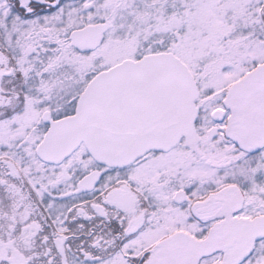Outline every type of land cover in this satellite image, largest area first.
I'll return each mask as SVG.
<instances>
[{"label": "snow or ice", "instance_id": "snow-or-ice-1", "mask_svg": "<svg viewBox=\"0 0 264 264\" xmlns=\"http://www.w3.org/2000/svg\"><path fill=\"white\" fill-rule=\"evenodd\" d=\"M0 264H264V0H0Z\"/></svg>", "mask_w": 264, "mask_h": 264}]
</instances>
